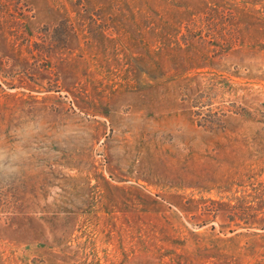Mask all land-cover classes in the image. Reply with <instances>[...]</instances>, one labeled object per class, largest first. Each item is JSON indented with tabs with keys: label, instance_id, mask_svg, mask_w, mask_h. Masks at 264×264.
Here are the masks:
<instances>
[{
	"label": "rangeland",
	"instance_id": "rangeland-1",
	"mask_svg": "<svg viewBox=\"0 0 264 264\" xmlns=\"http://www.w3.org/2000/svg\"><path fill=\"white\" fill-rule=\"evenodd\" d=\"M0 264H264V0H0Z\"/></svg>",
	"mask_w": 264,
	"mask_h": 264
}]
</instances>
